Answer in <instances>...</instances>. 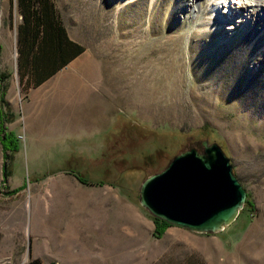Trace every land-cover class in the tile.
Segmentation results:
<instances>
[{"label": "rangeland", "instance_id": "1", "mask_svg": "<svg viewBox=\"0 0 264 264\" xmlns=\"http://www.w3.org/2000/svg\"><path fill=\"white\" fill-rule=\"evenodd\" d=\"M54 1L103 104L81 128L21 112L20 16L0 0V124L18 138L13 156L0 140V264H264V20L242 21L237 5L250 1L227 0L231 20L213 0ZM206 137L250 204L219 233L154 237L141 181Z\"/></svg>", "mask_w": 264, "mask_h": 264}, {"label": "water", "instance_id": "2", "mask_svg": "<svg viewBox=\"0 0 264 264\" xmlns=\"http://www.w3.org/2000/svg\"><path fill=\"white\" fill-rule=\"evenodd\" d=\"M247 191L233 171L230 157L208 137L200 147L172 156L161 170L146 176L138 203L153 217L195 233H219L238 217Z\"/></svg>", "mask_w": 264, "mask_h": 264}, {"label": "trees", "instance_id": "3", "mask_svg": "<svg viewBox=\"0 0 264 264\" xmlns=\"http://www.w3.org/2000/svg\"><path fill=\"white\" fill-rule=\"evenodd\" d=\"M12 5L20 16L16 26V72L23 90H26L28 87L38 86L52 76L81 53L83 48L68 36L54 0H12ZM8 77V72H0V84ZM5 91V86H2V95L5 94ZM3 104L9 106L6 101H3ZM0 114V119L5 117L1 109ZM12 114L10 113L11 116ZM3 124H0L2 132L0 140L5 151L12 154L18 149V138L13 130H7ZM206 127L203 126L201 129L208 131L209 129ZM8 159V156L5 155V162ZM3 167L6 178L10 175V169H8L7 163ZM75 176L80 182L86 184V179L78 175ZM248 197L249 194H247L245 206L250 204ZM151 220L154 224L153 236L161 238L170 225L153 216H151ZM248 222L249 220L246 221L244 228ZM27 264L44 263L39 258H32Z\"/></svg>", "mask_w": 264, "mask_h": 264}, {"label": "crops", "instance_id": "4", "mask_svg": "<svg viewBox=\"0 0 264 264\" xmlns=\"http://www.w3.org/2000/svg\"><path fill=\"white\" fill-rule=\"evenodd\" d=\"M66 30L70 39L80 45L83 51L38 86L24 90L21 112L29 113L33 120H37L38 115H45V120L56 127L69 123L73 128H81L85 121L99 113L103 98L99 99L94 93L96 87L92 83L99 81L97 76L85 74L83 65L79 69V65L84 62L82 56L86 46L72 37L67 27ZM62 71L67 72L68 79H59L62 78Z\"/></svg>", "mask_w": 264, "mask_h": 264}, {"label": "bare ground", "instance_id": "5", "mask_svg": "<svg viewBox=\"0 0 264 264\" xmlns=\"http://www.w3.org/2000/svg\"><path fill=\"white\" fill-rule=\"evenodd\" d=\"M218 2L220 3V5H223L224 11H226V16L231 20V17L234 16V13H236V11L232 10V7L230 6V4H227V0H213V2ZM239 1V0H238ZM250 2H246L244 1V3L241 4V1L237 4L238 7H240V11L238 12L241 15V20L242 21H248L247 17L252 19V17H258V19L263 18L264 20V0H249ZM229 2H232V0H229ZM222 3V4H221ZM219 5V6H220ZM248 8L247 12H244V8ZM198 10H200V8L198 7ZM243 12V13H241ZM236 13V15L238 14ZM257 14V15H256ZM217 15V14H216ZM239 15V16H240ZM218 16V15H217ZM250 16V17H249ZM258 21V20H257ZM221 21L215 20L212 22L213 25H218ZM245 25V24H244ZM226 29L228 28H232V25L228 24L227 26H225Z\"/></svg>", "mask_w": 264, "mask_h": 264}]
</instances>
